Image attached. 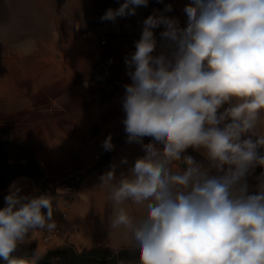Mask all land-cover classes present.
<instances>
[{
  "label": "clouds",
  "instance_id": "clouds-1",
  "mask_svg": "<svg viewBox=\"0 0 264 264\" xmlns=\"http://www.w3.org/2000/svg\"><path fill=\"white\" fill-rule=\"evenodd\" d=\"M148 3L123 0L101 20ZM171 11L168 4L144 19L124 60L131 83L122 123L127 143L144 154L118 178L116 165L100 176L110 233L122 230L136 264H264V172L249 183L264 168V0H191L186 27L164 14ZM102 147L113 150L111 135ZM132 206L143 214L131 215ZM56 208L50 194H23L13 182L0 209V261L40 264L39 251L18 253L33 233L57 230Z\"/></svg>",
  "mask_w": 264,
  "mask_h": 264
},
{
  "label": "crops",
  "instance_id": "crops-1",
  "mask_svg": "<svg viewBox=\"0 0 264 264\" xmlns=\"http://www.w3.org/2000/svg\"><path fill=\"white\" fill-rule=\"evenodd\" d=\"M121 3L123 0H0V131L10 133L12 150L35 158L47 187L57 191L55 203L60 207L53 213L57 230L35 232L29 239L34 250L44 255L65 245L77 250L97 244L113 251L131 247L122 230L110 233L109 189L100 180L112 165H116L118 178L144 154L140 144L127 143L122 123L124 86L131 83L124 60L135 51V45L122 34L130 27L141 36L144 19L154 9L163 12L168 4L172 11L164 14L186 27L183 9L191 0L149 2L147 7H137L134 16L117 17L115 22L101 20L109 8L117 9ZM95 18L111 34L112 68L101 85L91 79L98 45L80 37L81 29ZM156 38L158 54L161 38ZM258 130L264 133V123ZM109 135L114 148L105 151L102 144ZM187 154L202 160L192 149ZM122 158L128 163L121 164ZM75 173L82 179L65 206L56 185ZM13 182L22 187L23 194L39 196L44 189L33 179L18 176L11 180L7 195ZM143 212L137 206L130 209L134 217Z\"/></svg>",
  "mask_w": 264,
  "mask_h": 264
},
{
  "label": "trees",
  "instance_id": "trees-1",
  "mask_svg": "<svg viewBox=\"0 0 264 264\" xmlns=\"http://www.w3.org/2000/svg\"><path fill=\"white\" fill-rule=\"evenodd\" d=\"M153 4L157 1L149 0ZM10 140H0V209L3 208L4 198L7 195L8 187L12 179L18 176H27L35 182L47 188L43 172L34 158H29L25 164L20 162L9 163ZM261 151H264L262 149ZM264 168L257 166L249 177V183L255 185V178L258 177ZM34 245L28 243L23 246L18 255H31L34 253ZM139 254L132 250V247H124L113 251L104 245L86 246L77 250L72 245H65L48 251L40 261V264H121V262H138ZM0 264H4L0 261Z\"/></svg>",
  "mask_w": 264,
  "mask_h": 264
},
{
  "label": "built area",
  "instance_id": "built-area-1",
  "mask_svg": "<svg viewBox=\"0 0 264 264\" xmlns=\"http://www.w3.org/2000/svg\"><path fill=\"white\" fill-rule=\"evenodd\" d=\"M156 1L157 3H161L158 2V0ZM163 30L164 27L162 25L159 28L154 29L155 36L160 37V32ZM122 36L125 39L129 40L132 45H135L134 42L140 39V35L134 33L130 27L123 32ZM80 37L83 40L95 41L97 43L98 54L95 58V63L93 65L91 79L93 83L99 85L105 84L106 77L110 73L112 68L111 65L112 52L109 45L111 34L104 31L101 20L95 18L91 20L86 27L81 29ZM151 140L152 138L145 137L144 143H149L151 142ZM81 179H82V175L80 173H75L57 183L56 187L59 190V194H61L65 199V206L69 205L71 199L77 193ZM56 192L57 191H55L53 187H47L41 191L40 195L50 194L51 196H53L54 207H56V203H55ZM44 211L46 212V210ZM61 214L62 216H65L66 210H63Z\"/></svg>",
  "mask_w": 264,
  "mask_h": 264
},
{
  "label": "rangeland",
  "instance_id": "rangeland-1",
  "mask_svg": "<svg viewBox=\"0 0 264 264\" xmlns=\"http://www.w3.org/2000/svg\"><path fill=\"white\" fill-rule=\"evenodd\" d=\"M152 1H155V0H152ZM9 136H10V133H8L6 131H0V140H10ZM8 153H9V159H8L9 163L20 162L22 164H25L29 158H34L32 156L17 153L16 151L12 150L11 149V143H10V149H9Z\"/></svg>",
  "mask_w": 264,
  "mask_h": 264
}]
</instances>
